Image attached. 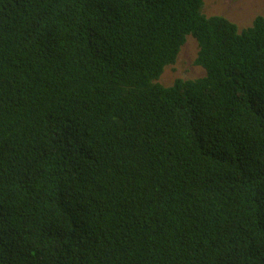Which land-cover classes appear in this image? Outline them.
<instances>
[{"label": "trees", "instance_id": "trees-1", "mask_svg": "<svg viewBox=\"0 0 264 264\" xmlns=\"http://www.w3.org/2000/svg\"><path fill=\"white\" fill-rule=\"evenodd\" d=\"M203 6L0 0V264H264V16Z\"/></svg>", "mask_w": 264, "mask_h": 264}, {"label": "rangeland", "instance_id": "rangeland-1", "mask_svg": "<svg viewBox=\"0 0 264 264\" xmlns=\"http://www.w3.org/2000/svg\"><path fill=\"white\" fill-rule=\"evenodd\" d=\"M203 12L208 15H221L237 25L239 29L248 27L256 16H264V0H204ZM197 44L189 39L182 47L174 66L165 68L159 81L170 85L176 79H197L204 71L194 66Z\"/></svg>", "mask_w": 264, "mask_h": 264}, {"label": "clouds", "instance_id": "clouds-1", "mask_svg": "<svg viewBox=\"0 0 264 264\" xmlns=\"http://www.w3.org/2000/svg\"><path fill=\"white\" fill-rule=\"evenodd\" d=\"M254 20V19H253ZM233 23V22H232ZM197 51H198V49H197Z\"/></svg>", "mask_w": 264, "mask_h": 264}]
</instances>
